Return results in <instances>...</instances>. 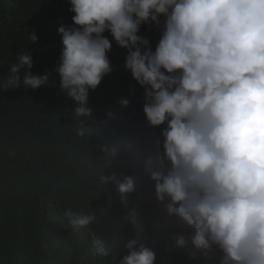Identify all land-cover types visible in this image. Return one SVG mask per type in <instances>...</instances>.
Masks as SVG:
<instances>
[{
    "label": "clouds",
    "instance_id": "obj_1",
    "mask_svg": "<svg viewBox=\"0 0 264 264\" xmlns=\"http://www.w3.org/2000/svg\"><path fill=\"white\" fill-rule=\"evenodd\" d=\"M72 24L60 26V91L77 117L91 118L90 91L113 68V42L127 50L125 69L144 89L149 127H161L162 154L145 161L155 196L169 216L194 231V251L215 264H264V0H68ZM163 18V21H161ZM161 30L155 50L142 25ZM111 36V40L104 33ZM30 42L37 36L30 33ZM31 52L21 54L0 88L48 85L51 73H31ZM121 107L129 100L121 98ZM112 113L109 112L108 116ZM78 135L89 127L81 120ZM14 155V153H9ZM126 203L132 176L113 173ZM72 231L93 215L64 210ZM184 236L176 238L182 248ZM119 264H155V252L130 240ZM94 251L108 256L101 238Z\"/></svg>",
    "mask_w": 264,
    "mask_h": 264
},
{
    "label": "trees",
    "instance_id": "obj_2",
    "mask_svg": "<svg viewBox=\"0 0 264 264\" xmlns=\"http://www.w3.org/2000/svg\"><path fill=\"white\" fill-rule=\"evenodd\" d=\"M69 8L68 0H0V82L29 51L31 73H51L48 85L25 88L21 69L19 87L0 88V264H119L133 239L155 252V264H215L199 252L191 258L194 230L156 199L145 161L162 154L163 126L147 125L144 89L125 69L127 50L113 42V71L89 92L91 118L75 116V102L60 91L58 28L72 24ZM138 34L155 50L159 28L145 24ZM81 120L85 136L78 135ZM113 173L135 179L126 203L101 179ZM68 208L95 219L72 231ZM180 235L187 243L177 248ZM96 237L111 248L108 256L94 251Z\"/></svg>",
    "mask_w": 264,
    "mask_h": 264
}]
</instances>
